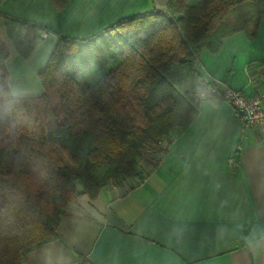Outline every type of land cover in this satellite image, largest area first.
Instances as JSON below:
<instances>
[{"label":"trees","instance_id":"obj_1","mask_svg":"<svg viewBox=\"0 0 264 264\" xmlns=\"http://www.w3.org/2000/svg\"><path fill=\"white\" fill-rule=\"evenodd\" d=\"M67 1L52 0L57 10ZM263 18L264 0H169L166 13L109 27L103 33L119 29L110 44L86 49L77 45L91 39L61 37L34 97L11 93L0 40V264H24L57 241L64 209L81 196L142 181L196 119L201 99L224 97L196 67L201 49L217 52L241 30L255 37ZM5 27L25 59L45 31L16 19Z\"/></svg>","mask_w":264,"mask_h":264},{"label":"crops","instance_id":"obj_2","mask_svg":"<svg viewBox=\"0 0 264 264\" xmlns=\"http://www.w3.org/2000/svg\"><path fill=\"white\" fill-rule=\"evenodd\" d=\"M168 1L68 0L57 10L52 0H0L11 93H44L39 73L61 37L93 39L121 19L166 13ZM6 19L49 32L30 58L12 44ZM196 67L206 81L253 96L264 86V18L255 37L241 30L217 52L202 48ZM57 233L24 264H264V134L245 127L223 97H205L142 181L81 196Z\"/></svg>","mask_w":264,"mask_h":264},{"label":"built area","instance_id":"obj_3","mask_svg":"<svg viewBox=\"0 0 264 264\" xmlns=\"http://www.w3.org/2000/svg\"><path fill=\"white\" fill-rule=\"evenodd\" d=\"M48 31L41 33L42 38L47 37ZM224 87V99L230 103L235 115L248 128L259 130L264 134V86L253 96H247L243 92Z\"/></svg>","mask_w":264,"mask_h":264},{"label":"rangeland","instance_id":"obj_4","mask_svg":"<svg viewBox=\"0 0 264 264\" xmlns=\"http://www.w3.org/2000/svg\"><path fill=\"white\" fill-rule=\"evenodd\" d=\"M119 29H116V30H111V31H107L101 35H99L98 37L96 38H93L89 41H86V43H84V45H77V46H84V48H90V46H93V45H104L105 42H109L112 43L116 38H117V32H118ZM106 39V40H104ZM94 48V47H93ZM61 156L62 158L64 159V161L68 164L69 161H68V158L66 157V155L64 153H61ZM113 183H109L108 185H112ZM123 188H127V184H122V185H119Z\"/></svg>","mask_w":264,"mask_h":264}]
</instances>
